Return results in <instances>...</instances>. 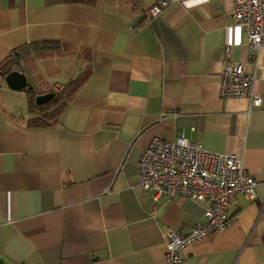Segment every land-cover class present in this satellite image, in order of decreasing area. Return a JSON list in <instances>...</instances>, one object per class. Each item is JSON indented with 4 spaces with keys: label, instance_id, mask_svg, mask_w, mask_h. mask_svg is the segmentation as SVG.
I'll list each match as a JSON object with an SVG mask.
<instances>
[{
    "label": "crops",
    "instance_id": "crops-1",
    "mask_svg": "<svg viewBox=\"0 0 264 264\" xmlns=\"http://www.w3.org/2000/svg\"><path fill=\"white\" fill-rule=\"evenodd\" d=\"M155 1L0 0V264H167L164 233L185 235L206 205L140 189L153 137L235 154L257 181L181 264H264V47H227L231 0H178L151 18ZM228 61L255 74L259 107L220 97ZM11 71L30 88L10 89ZM29 91H63L55 120L36 123Z\"/></svg>",
    "mask_w": 264,
    "mask_h": 264
},
{
    "label": "built area",
    "instance_id": "built-area-1",
    "mask_svg": "<svg viewBox=\"0 0 264 264\" xmlns=\"http://www.w3.org/2000/svg\"><path fill=\"white\" fill-rule=\"evenodd\" d=\"M231 1L233 24L227 28V47L241 44L242 37L251 49L264 47V0ZM178 2L156 0L147 13L155 18ZM254 81V73H246L242 64L228 61L221 75L220 97H245L250 100V107L257 108L260 98L253 91ZM137 168L138 185L149 193L153 203L165 197L206 205L203 220L188 233L178 235L170 229L164 233L167 264H181L180 252L187 245L227 229L232 221L229 210L236 194L248 200L255 198L257 181L246 173L241 157L205 151L200 144L183 137L172 141L153 137L143 149Z\"/></svg>",
    "mask_w": 264,
    "mask_h": 264
},
{
    "label": "trees",
    "instance_id": "trees-1",
    "mask_svg": "<svg viewBox=\"0 0 264 264\" xmlns=\"http://www.w3.org/2000/svg\"><path fill=\"white\" fill-rule=\"evenodd\" d=\"M45 43H33L29 46L30 51H32L34 54H42L45 55V53H42L43 50H45L44 47H41ZM49 44V42H48ZM44 52V51H43ZM18 58H15L10 61V63L16 64L18 61ZM63 91L55 94L52 99H50L46 104L41 106H36L34 103V94H32V91H29L30 94V100H29V111L30 113H35L38 116H36V123H47L48 121H53L57 118L58 113L60 112L61 108L63 107V104L61 103L63 97L61 96Z\"/></svg>",
    "mask_w": 264,
    "mask_h": 264
},
{
    "label": "water",
    "instance_id": "water-1",
    "mask_svg": "<svg viewBox=\"0 0 264 264\" xmlns=\"http://www.w3.org/2000/svg\"><path fill=\"white\" fill-rule=\"evenodd\" d=\"M4 80L8 87L12 90L21 91L23 89H29L30 85L28 84V81L26 79V76L23 73H20L18 71H11L7 73L4 77ZM52 93H46L42 95H37L35 97V103L37 105H43L47 101L53 98Z\"/></svg>",
    "mask_w": 264,
    "mask_h": 264
},
{
    "label": "rangeland",
    "instance_id": "rangeland-1",
    "mask_svg": "<svg viewBox=\"0 0 264 264\" xmlns=\"http://www.w3.org/2000/svg\"><path fill=\"white\" fill-rule=\"evenodd\" d=\"M55 60V59H54ZM50 62H52V60H49ZM54 63H56L55 61H54Z\"/></svg>",
    "mask_w": 264,
    "mask_h": 264
}]
</instances>
